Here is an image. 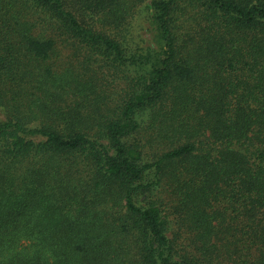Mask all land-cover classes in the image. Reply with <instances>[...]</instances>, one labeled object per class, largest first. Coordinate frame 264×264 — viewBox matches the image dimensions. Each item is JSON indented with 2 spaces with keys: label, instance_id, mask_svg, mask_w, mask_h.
Returning <instances> with one entry per match:
<instances>
[{
  "label": "trees",
  "instance_id": "16d2710c",
  "mask_svg": "<svg viewBox=\"0 0 264 264\" xmlns=\"http://www.w3.org/2000/svg\"><path fill=\"white\" fill-rule=\"evenodd\" d=\"M0 264H264V0H0Z\"/></svg>",
  "mask_w": 264,
  "mask_h": 264
},
{
  "label": "rangeland",
  "instance_id": "374dc122",
  "mask_svg": "<svg viewBox=\"0 0 264 264\" xmlns=\"http://www.w3.org/2000/svg\"><path fill=\"white\" fill-rule=\"evenodd\" d=\"M128 28H130L129 32H127ZM127 29L123 31L124 37L129 41L134 42L131 46L142 43V40L145 41V45L154 44L153 41H155V36L150 30V22L144 16L141 17V13H137L135 18L131 19ZM79 53L78 56L74 55V51L70 48L62 49L60 57H58V62L55 64L58 71L73 75L80 72L83 77H85V74L91 76L93 73L92 76L103 83V87L106 89V92L110 95L111 99L116 101L119 100L122 97L121 90L126 89L127 82L125 78H120L118 80L114 75V69L105 61H102L97 57H92L91 60H85L87 54H85L84 50L80 49Z\"/></svg>",
  "mask_w": 264,
  "mask_h": 264
}]
</instances>
